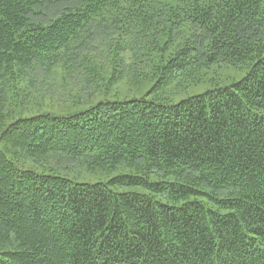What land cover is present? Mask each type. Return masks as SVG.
Returning <instances> with one entry per match:
<instances>
[{"label": "trees", "instance_id": "1", "mask_svg": "<svg viewBox=\"0 0 264 264\" xmlns=\"http://www.w3.org/2000/svg\"><path fill=\"white\" fill-rule=\"evenodd\" d=\"M0 264H264V0H0Z\"/></svg>", "mask_w": 264, "mask_h": 264}, {"label": "rangeland", "instance_id": "2", "mask_svg": "<svg viewBox=\"0 0 264 264\" xmlns=\"http://www.w3.org/2000/svg\"><path fill=\"white\" fill-rule=\"evenodd\" d=\"M166 3L175 4L179 0H161ZM243 70H238L230 66H214L212 69L208 72V78L204 81L192 85L185 89L182 92V96H188V95H196L199 94L206 89L212 88L214 84V80L217 81L219 84L225 85L230 83L233 80H238L243 75ZM63 72H60V74H57L56 77L51 78L52 83L51 85L48 83H45L42 86H37V92H34V98H29V101H27V104L30 103V106H42V108H50L53 109H59V107H64L73 99L74 97H86L92 95V93L96 95H102L105 92L103 87H92L89 86L88 83L84 81L82 78H73L68 77L64 78ZM213 78L211 81L210 79ZM131 80L129 84H131L132 88L135 86L136 83H132ZM56 83H61L60 86H56ZM64 85V86H63ZM116 85V87L113 89L126 91L129 90L131 86L128 85ZM112 91V90H111ZM110 91V92H111Z\"/></svg>", "mask_w": 264, "mask_h": 264}]
</instances>
